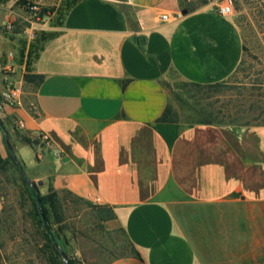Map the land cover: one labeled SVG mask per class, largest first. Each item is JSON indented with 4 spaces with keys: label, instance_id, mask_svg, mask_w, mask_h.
Here are the masks:
<instances>
[{
    "label": "crops",
    "instance_id": "0c3cea01",
    "mask_svg": "<svg viewBox=\"0 0 264 264\" xmlns=\"http://www.w3.org/2000/svg\"><path fill=\"white\" fill-rule=\"evenodd\" d=\"M27 3L45 21L33 24ZM182 10L181 0H0V117L29 180L112 208L136 254L105 264H264V125L157 120L166 85L222 82L243 56L230 17L210 4ZM13 84L14 109L1 97Z\"/></svg>",
    "mask_w": 264,
    "mask_h": 264
},
{
    "label": "rangeland",
    "instance_id": "374dc122",
    "mask_svg": "<svg viewBox=\"0 0 264 264\" xmlns=\"http://www.w3.org/2000/svg\"><path fill=\"white\" fill-rule=\"evenodd\" d=\"M202 1L181 0L188 10L209 4L217 10L225 0ZM231 2L229 17L242 38V59L235 71L218 85L195 86L184 82L166 85L167 104L178 122L186 125L202 122L221 126L264 125V0ZM42 9L47 11L40 7L41 13ZM30 15L33 16L32 12ZM32 16L30 19L40 24L48 12L38 21ZM19 25L21 31L26 27L23 21ZM37 141L41 144V152L53 156V150L40 137ZM19 166L23 170L17 158L0 162V195L3 199L0 264H50V245L35 213L36 195L34 197L23 183L24 175ZM37 187L40 196L49 193L50 185L45 189L43 184ZM56 193L59 207L50 208L46 203L47 224L50 234L55 233L64 247L68 260L73 264H105L127 254L129 247L124 235L105 218L106 213L98 210L106 204H100L90 195L83 199L69 191ZM58 261L63 264L61 256Z\"/></svg>",
    "mask_w": 264,
    "mask_h": 264
},
{
    "label": "trees",
    "instance_id": "16d2710c",
    "mask_svg": "<svg viewBox=\"0 0 264 264\" xmlns=\"http://www.w3.org/2000/svg\"><path fill=\"white\" fill-rule=\"evenodd\" d=\"M202 2L205 3L206 1L203 0ZM22 3H24V1H22ZM181 4H182V2H181ZM182 8L184 10H187V12L190 11V10L184 8L183 6H182ZM47 12L48 11L42 9V13H40L39 15L40 16H43ZM23 79H24L25 82H30V83H34V84H37L40 81V77L39 76H37V75H31V74H24L23 75ZM219 83L220 82L214 83V84H208V85H199V84H192V83H188V84L195 85V86H211V85H218ZM157 120H158V122H169V123H171V122H178V120L176 118H174V116H173V110L170 107V105H168V104H166V106H165L162 114L158 117ZM197 124H213V123L202 122V123H197ZM22 140H24L26 143H28L30 145H33V142L30 139H28V138H24L23 137ZM8 161H15V159L12 156H10L9 160H3L0 157V162L6 163ZM22 181L28 187V189L32 192V195L35 197V194H34L33 190L27 184L26 179L24 177L22 178ZM57 197H58L57 193L55 192V190L51 186H50V189H49V193L47 195L40 196V201H41V205H42L43 214H44L47 222H49V219H48V209L46 207V203L50 206V208H57V207H59V202H58V198ZM34 204H35V213H36V215H37V217L39 219V223L43 227L40 214H39V212L37 210L36 200H34ZM98 210H99V212L106 213L107 217H105V218L107 220H113L114 219L113 210L111 209L110 206H108V205L100 206V207H98ZM2 212H3V210H2ZM50 231H51V229H50ZM43 233H44V235L46 237L47 242L50 245V247H49L50 248V251H51V253H50V259H49L50 260L49 261L50 264H62L61 261H58V258L61 256V254H60L59 250L55 247V245H54V243L52 241V240H54V242L56 244H58L62 248V250L64 249V247L61 244H59V240L57 238V235H55V233H53V232L51 234L47 233L45 231L44 227H43ZM127 244H128V247H129V251L128 252L135 255L136 254L135 249L132 246H130V244L128 242H127ZM67 264H73V262L69 259L68 262H67Z\"/></svg>",
    "mask_w": 264,
    "mask_h": 264
},
{
    "label": "built area",
    "instance_id": "2783aa9c",
    "mask_svg": "<svg viewBox=\"0 0 264 264\" xmlns=\"http://www.w3.org/2000/svg\"><path fill=\"white\" fill-rule=\"evenodd\" d=\"M25 6L30 12H32L33 14V16L31 15L32 18H35L37 21L44 17V15L43 16L39 15L41 13V10L38 5L27 3ZM217 12L224 17H229L232 13L231 0H225L221 5H219L217 8ZM160 19L165 20L166 16L161 15ZM30 20L33 24H38L37 22H34L32 19ZM7 28L11 29L12 28L11 24H8ZM22 95H23L22 86L20 84H13L2 92L1 97L5 107L14 109L21 107ZM18 127L22 128L23 125L21 123H18ZM39 137L41 141H43L48 147H50L49 137L46 134L40 133ZM53 157L55 160L59 161L62 156L59 152L53 150Z\"/></svg>",
    "mask_w": 264,
    "mask_h": 264
},
{
    "label": "water",
    "instance_id": "95a60500",
    "mask_svg": "<svg viewBox=\"0 0 264 264\" xmlns=\"http://www.w3.org/2000/svg\"><path fill=\"white\" fill-rule=\"evenodd\" d=\"M181 13H182V14H186V13H187V10H182ZM0 128L2 129V131H3L4 134H5V139H6L7 147H8V149H9V151L11 152L12 156L14 157L13 150H12V146H11L9 140H8V134H7V131H6V129H5V126H4V124H3V121H2V119H1V117H0ZM14 159H15V157H14ZM65 160H66V159H65ZM19 167H20V166H19ZM20 169H21V171H22L24 177H26L25 174H24V171L22 170L21 167H20ZM26 181L30 184V186L32 187V189H33L34 192H35L37 208H38V211H39V214H40V217H41L42 223H43V227H44L45 231H46L47 233L50 234V231H49V228H48V224H47V220H46V218H45V216H44V214H43L42 205H41V201H40V195H39V191H38V187H37L38 185H42V181H37L36 183H34V182H32L31 180H29L28 178H26ZM52 241H53L55 247L59 250V252H60V254H61V258H62L63 264H67V260H68V258H67L66 253H65L64 251H62V250L57 246V244L54 242V240H52Z\"/></svg>",
    "mask_w": 264,
    "mask_h": 264
}]
</instances>
